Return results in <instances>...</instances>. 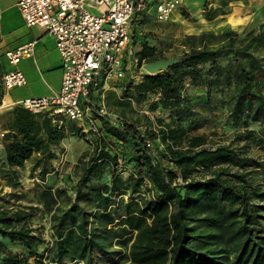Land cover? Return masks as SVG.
<instances>
[{
    "label": "trees",
    "instance_id": "16d2710c",
    "mask_svg": "<svg viewBox=\"0 0 264 264\" xmlns=\"http://www.w3.org/2000/svg\"><path fill=\"white\" fill-rule=\"evenodd\" d=\"M218 2H203L205 19L229 13L227 1ZM181 43L180 60L129 79L122 90L128 102L166 114L157 128L102 116L101 132L89 129L86 137L76 121L64 127L46 111L13 107L3 145L11 184L37 152L30 173L39 166L43 178L55 156L51 145L68 134L90 148L74 164L70 185L41 189L51 245L30 227V213L0 211V264H95L98 255L103 264H264V22L243 33L187 34ZM153 50L144 43L135 64L162 57ZM221 116L241 145H207L197 131Z\"/></svg>",
    "mask_w": 264,
    "mask_h": 264
},
{
    "label": "built area",
    "instance_id": "2783aa9c",
    "mask_svg": "<svg viewBox=\"0 0 264 264\" xmlns=\"http://www.w3.org/2000/svg\"><path fill=\"white\" fill-rule=\"evenodd\" d=\"M16 5L24 23L39 25L50 33L60 55L62 80L58 92L41 97L22 99L20 105L33 113L46 111L58 125L76 121L86 137L88 130H98L99 117L119 118L104 105L96 108L90 98V88L102 75L104 79H122L129 65L125 55L131 54L132 24L135 17L153 9L156 20H167L183 5V0H17ZM34 41L6 49L4 55L11 64L31 56ZM142 67L135 76L142 77ZM26 83L24 73L14 68L1 74L5 89ZM86 125V126H85ZM85 126V127H84ZM153 128H155L153 126ZM145 133V127H140ZM146 144L151 145L147 140ZM65 163L64 152L58 156L55 171ZM45 184L43 179L35 178ZM177 181L182 179L177 177Z\"/></svg>",
    "mask_w": 264,
    "mask_h": 264
},
{
    "label": "rangeland",
    "instance_id": "374dc122",
    "mask_svg": "<svg viewBox=\"0 0 264 264\" xmlns=\"http://www.w3.org/2000/svg\"><path fill=\"white\" fill-rule=\"evenodd\" d=\"M219 0H183V5L178 8V18L159 21L151 15L150 11L141 17V20L137 24H132V34L134 41L131 44V54L125 55L129 68L127 74L122 79H109L107 85H117V81H121L122 84L128 79L138 80L140 77L135 76L139 73V70L143 67L145 59L137 63L138 59L135 57V51L141 48L146 43L151 47H154L153 53L155 55H161L165 58H170L176 55L183 54L184 46H182V39L187 34H198L202 31H210L215 34L226 31L227 28H231L239 33H243L246 30L257 28L258 25L264 22V0H225L227 1L226 8L229 13L225 16H217L215 19L209 21L203 16V2H206L210 7L218 6ZM182 9L186 11V15L182 14ZM173 18V17H172ZM137 21V20H136ZM142 73H147L143 71ZM124 87V86H123ZM122 87V88H123ZM192 88H190L191 90ZM122 89L119 93L121 94ZM107 96V97H106ZM156 97V94L150 95V98ZM101 105H104L112 113H118L120 109L127 111L134 117H137L141 123H149L155 128L158 127V118L166 114L160 110L147 109L146 102L136 103L133 102L134 108L125 105L127 102L121 101L119 103L116 92L108 90L104 95L99 98ZM108 104H107V103ZM127 107V108H126ZM120 108V109H119ZM116 111V112H115ZM116 113V114H117ZM216 113H218L216 111ZM123 114V113H121ZM225 116H221L217 119H209L202 127L197 131L204 132L208 138L207 145H217L219 143L233 142V145H241L243 140L235 141L233 139L235 127H231L224 123ZM77 125H79L77 123ZM86 126V125H85ZM84 126V127H85ZM239 128V127H238ZM70 136L68 147H72L75 150L81 147L88 149L89 142L81 138L80 136L68 134ZM239 143V144H238ZM65 163L60 170L55 171L53 174L55 178L63 182L59 186L70 185L75 177L74 163L68 161L67 146L64 147ZM250 153H261L256 147L249 149ZM262 154V153H261ZM54 169V167L52 168ZM7 170L0 171V211L8 210L10 212L20 208L31 214L29 218L30 227L35 231L41 233L45 238V243L51 245L52 243V229L50 227V205H47L46 198L41 195V189L47 187L49 184H41L33 177L43 179L39 176L38 169L34 173H30L28 168L20 171V175L16 178V182L11 184L8 182V178H5L4 174ZM206 170H202L201 174H206ZM57 181V182H58ZM56 182V183H57ZM70 182V183H69ZM73 195V194H72ZM59 201H61L59 199ZM9 245L20 249L19 244L14 242ZM33 258H29L31 261ZM95 264H103L105 262L104 256H96ZM82 264V262H78Z\"/></svg>",
    "mask_w": 264,
    "mask_h": 264
},
{
    "label": "crops",
    "instance_id": "0c3cea01",
    "mask_svg": "<svg viewBox=\"0 0 264 264\" xmlns=\"http://www.w3.org/2000/svg\"><path fill=\"white\" fill-rule=\"evenodd\" d=\"M16 2L17 0H0V171L8 169L4 156L3 145L6 140L8 124L12 119L11 110L13 107L20 105V101L22 99L49 96L58 92L62 80L60 55L55 46L53 36L39 25H26L21 17ZM149 11L153 16V9H150ZM178 12L179 11L177 9L171 13V20L178 18ZM140 20V15H137L135 17L134 24H137ZM27 41H34L33 54L20 59L16 64L9 63L4 55V51L6 49L15 48ZM143 62L145 63L147 61L145 60ZM14 68H18L24 73L26 83L22 86L5 89V87L1 84V74ZM108 80L109 79H104L102 75L97 77L90 88V98L92 101L101 105V101L103 102V100L100 101L99 98L104 95V92L106 93L108 90H111L116 92L121 106V101L123 100L127 102L125 104L127 107L129 104L131 108H134V101L130 100L128 102V97L122 96V92L121 94L119 93L120 89H124L123 86L126 84L128 79L124 84H122L121 81H117V85L115 86L107 85ZM117 114L123 115L127 117V119L128 117L131 119L137 118L132 114L130 116L128 114V110L125 111L122 110V108ZM96 124L98 126L101 125V120H98ZM69 138L70 136L67 135L58 144L51 145V149L54 151L55 156L48 161L47 166L51 168L45 173V176H47L48 181H46V184H49L46 186H49L52 189L60 184H63L61 179L58 181L55 178V175L53 174L55 170L52 168L57 165L59 154L65 151L64 147L67 146L68 161L70 160V163L74 164L77 162L78 158L90 148V146L87 147L88 149L81 147L80 150H75L72 147H68L67 144L69 143ZM37 155L38 152L34 153L29 160L25 161L22 167H17L19 171L28 168L30 172V168ZM39 168V166L36 167V169ZM34 172L35 170L33 173Z\"/></svg>",
    "mask_w": 264,
    "mask_h": 264
},
{
    "label": "water",
    "instance_id": "95a60500",
    "mask_svg": "<svg viewBox=\"0 0 264 264\" xmlns=\"http://www.w3.org/2000/svg\"><path fill=\"white\" fill-rule=\"evenodd\" d=\"M181 57H182L181 55H176L170 58L160 57V58L145 62L143 64V68L147 71V73L153 74L158 71L168 69L171 65H173L175 62L180 60Z\"/></svg>",
    "mask_w": 264,
    "mask_h": 264
}]
</instances>
